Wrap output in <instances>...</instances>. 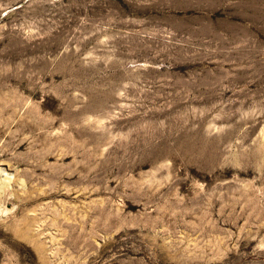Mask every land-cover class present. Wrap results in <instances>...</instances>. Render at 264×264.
Instances as JSON below:
<instances>
[{"label":"rangeland","instance_id":"obj_1","mask_svg":"<svg viewBox=\"0 0 264 264\" xmlns=\"http://www.w3.org/2000/svg\"><path fill=\"white\" fill-rule=\"evenodd\" d=\"M0 264H264V0H0Z\"/></svg>","mask_w":264,"mask_h":264}]
</instances>
